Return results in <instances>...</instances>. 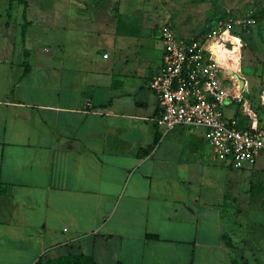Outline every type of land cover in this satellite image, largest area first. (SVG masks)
Wrapping results in <instances>:
<instances>
[{"label":"crops","instance_id":"crops-1","mask_svg":"<svg viewBox=\"0 0 264 264\" xmlns=\"http://www.w3.org/2000/svg\"><path fill=\"white\" fill-rule=\"evenodd\" d=\"M26 2L0 0V264H264L239 247L229 197L264 149L234 168L202 128L163 134L148 86L162 54L139 74L86 42L79 5Z\"/></svg>","mask_w":264,"mask_h":264},{"label":"rangeland","instance_id":"rangeland-1","mask_svg":"<svg viewBox=\"0 0 264 264\" xmlns=\"http://www.w3.org/2000/svg\"><path fill=\"white\" fill-rule=\"evenodd\" d=\"M71 1L83 11L80 20L86 27L81 26L87 31L86 42L96 44L103 39L107 49L115 53L113 56L128 59L130 68L139 74L143 67L155 68L160 63L163 45L159 27L163 22L171 23L177 35L201 34L217 24L229 26L241 36L240 75L248 81L246 95L257 109L258 126L264 131V0ZM250 16L254 23L244 25V19ZM106 36L112 38L111 42ZM224 114L227 120L236 116L237 125L250 124L238 102L225 106ZM256 174L241 180L244 184L229 194L231 217L238 224L239 247L264 251V244L256 247L264 240V171ZM239 261L245 263L242 258Z\"/></svg>","mask_w":264,"mask_h":264},{"label":"built area","instance_id":"built-area-1","mask_svg":"<svg viewBox=\"0 0 264 264\" xmlns=\"http://www.w3.org/2000/svg\"><path fill=\"white\" fill-rule=\"evenodd\" d=\"M254 21L250 16L243 24ZM235 36L241 39L221 24L198 35H177L171 23L163 22L159 27L161 63L148 86L157 95L159 114L154 120L163 134L180 124L202 128L215 158L243 168L255 164L264 149V131L258 126V111L246 95L248 82L240 75L243 45L233 39ZM234 73L244 79L242 86ZM233 102L240 104L250 120L244 128L225 117V106Z\"/></svg>","mask_w":264,"mask_h":264},{"label":"trees","instance_id":"trees-1","mask_svg":"<svg viewBox=\"0 0 264 264\" xmlns=\"http://www.w3.org/2000/svg\"><path fill=\"white\" fill-rule=\"evenodd\" d=\"M18 1H21L24 4H27L26 0H18ZM238 126L241 128H244V126H240V125H238ZM35 264H93V260L89 256L70 255V256H60V257H57L55 259H51V260H47V261H43L40 258ZM234 264H245V263L239 261V259H236Z\"/></svg>","mask_w":264,"mask_h":264},{"label":"bare ground","instance_id":"bare-ground-1","mask_svg":"<svg viewBox=\"0 0 264 264\" xmlns=\"http://www.w3.org/2000/svg\"><path fill=\"white\" fill-rule=\"evenodd\" d=\"M233 39L241 45L240 37L235 36ZM213 50H214V52L216 53L217 57H218V58H221V57H220V54L216 51L215 45H213ZM234 61L237 62V57L234 58ZM241 75H242V74H241Z\"/></svg>","mask_w":264,"mask_h":264},{"label":"water","instance_id":"water-1","mask_svg":"<svg viewBox=\"0 0 264 264\" xmlns=\"http://www.w3.org/2000/svg\"><path fill=\"white\" fill-rule=\"evenodd\" d=\"M234 76L238 78L240 85L242 86L244 84V79L241 78L237 73H234Z\"/></svg>","mask_w":264,"mask_h":264}]
</instances>
